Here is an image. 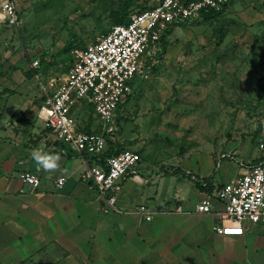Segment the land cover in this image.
<instances>
[{
	"label": "rangeland",
	"instance_id": "rangeland-1",
	"mask_svg": "<svg viewBox=\"0 0 264 264\" xmlns=\"http://www.w3.org/2000/svg\"><path fill=\"white\" fill-rule=\"evenodd\" d=\"M4 1L14 5L17 21H0V94L28 101L18 114L20 122L34 118L36 108L39 116L43 101L39 82L67 71L73 46L93 40L157 2L0 0V4ZM168 45L170 52L145 79L144 85L155 92L141 96L140 102L155 105L154 116L148 117L149 109L143 111L145 127L135 140L142 152L151 155L211 149L217 160L224 159L222 173H230L228 154L247 147L257 151L264 143V0H232L213 19L198 18L173 27L166 49ZM35 59L39 60L36 68ZM77 112L80 129L98 120L91 106L82 105ZM142 152L138 151L143 158ZM159 165L163 174L170 166ZM261 230L213 237L203 243L201 264H222L228 259L236 264H264ZM207 247H213L212 253Z\"/></svg>",
	"mask_w": 264,
	"mask_h": 264
},
{
	"label": "crops",
	"instance_id": "crops-1",
	"mask_svg": "<svg viewBox=\"0 0 264 264\" xmlns=\"http://www.w3.org/2000/svg\"><path fill=\"white\" fill-rule=\"evenodd\" d=\"M170 48H162L161 57ZM137 78L141 80L137 82ZM144 82L140 76L133 78L132 93L120 106V113L117 110L121 133L114 143L117 148L142 152L135 138L145 127L143 111L149 109L148 117H153L155 106L140 102L141 96L150 97L148 94L155 92ZM6 94H0L4 95V106L0 107V264H201L203 243H210L213 237L218 240L219 236H242L264 229V225H254L240 235H220L212 229L214 213L196 212V204L204 195L212 194L215 186L240 175L251 163L264 160V150L247 147L233 151L236 155L228 154L225 159L230 173H222L224 159L217 160L211 149L171 155L142 152L138 174L124 179L122 193L110 209L81 179L85 160L74 151L61 150L37 115V108L34 118L20 122L18 114L28 101ZM86 129L101 131L102 126L99 120L88 121ZM36 148L60 152L61 167L51 174L38 170L31 157ZM159 162L170 165L165 174ZM26 170L39 178L36 186L23 180ZM59 177H64L61 184L57 183ZM142 203L156 211L152 219L146 220L136 211ZM218 205L214 202L215 207ZM260 243L264 246V240ZM207 248L212 253L213 247ZM222 264L236 263L228 259Z\"/></svg>",
	"mask_w": 264,
	"mask_h": 264
},
{
	"label": "built area",
	"instance_id": "built-area-1",
	"mask_svg": "<svg viewBox=\"0 0 264 264\" xmlns=\"http://www.w3.org/2000/svg\"><path fill=\"white\" fill-rule=\"evenodd\" d=\"M229 1L157 0L131 14L127 22L113 24L93 40L73 46L65 74L39 82L44 97L39 116L62 151H74L85 160L81 179L98 192L107 208L115 207L124 179L138 174L137 150L120 148L106 155L108 141L115 143L119 139L116 113L132 93L133 78L149 77L162 56L161 38L170 29L201 18L203 10L222 12ZM0 21H17L11 2L0 4ZM32 66L38 67L39 60H33ZM83 104L91 106L101 131L78 127L77 109ZM258 149L264 150L263 142ZM22 178L33 186L39 183L29 170L24 171ZM63 181L64 177L57 178L58 184ZM214 202L219 205L215 207ZM136 211L146 220L156 212L144 203L137 205ZM196 212L214 213L216 222L212 229L220 235H240L248 226L264 225V160L251 163L240 175L215 186L212 194L204 195L196 204Z\"/></svg>",
	"mask_w": 264,
	"mask_h": 264
},
{
	"label": "clouds",
	"instance_id": "clouds-1",
	"mask_svg": "<svg viewBox=\"0 0 264 264\" xmlns=\"http://www.w3.org/2000/svg\"><path fill=\"white\" fill-rule=\"evenodd\" d=\"M31 157L38 166V170H43L49 174L61 167L62 155L60 152H47L42 148L33 149Z\"/></svg>",
	"mask_w": 264,
	"mask_h": 264
},
{
	"label": "trees",
	"instance_id": "trees-1",
	"mask_svg": "<svg viewBox=\"0 0 264 264\" xmlns=\"http://www.w3.org/2000/svg\"><path fill=\"white\" fill-rule=\"evenodd\" d=\"M232 1V0H230ZM221 13V11H215V10H212V9H209V10H203L201 12V17L203 18V20H209V19H213L215 17H217L219 14ZM128 20H126L125 22H127ZM120 23H123V22H120ZM168 35V33H167ZM167 35H163L162 38H161V46L162 48L164 49L165 48V45H166V38H167ZM109 148L108 150L106 151V155H110V154H114L116 153L120 148H117L115 149V145L113 142L109 141ZM199 183H197L198 185Z\"/></svg>",
	"mask_w": 264,
	"mask_h": 264
}]
</instances>
